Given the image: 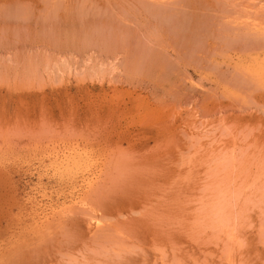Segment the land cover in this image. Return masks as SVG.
Wrapping results in <instances>:
<instances>
[{
  "label": "rangeland",
  "instance_id": "374dc122",
  "mask_svg": "<svg viewBox=\"0 0 264 264\" xmlns=\"http://www.w3.org/2000/svg\"><path fill=\"white\" fill-rule=\"evenodd\" d=\"M0 264H264V0H0Z\"/></svg>",
  "mask_w": 264,
  "mask_h": 264
},
{
  "label": "bare ground",
  "instance_id": "6f19581e",
  "mask_svg": "<svg viewBox=\"0 0 264 264\" xmlns=\"http://www.w3.org/2000/svg\"><path fill=\"white\" fill-rule=\"evenodd\" d=\"M160 10H161V9H160ZM247 12H248V11H247ZM154 14H155V13H154ZM156 15H157V14H156ZM158 16H159V14H158ZM160 16H161V15H160ZM160 16H159V17H160ZM254 19H255V18H254ZM250 20H251V19H250ZM177 22H178V21H177ZM250 23H251V22H250ZM254 23H255V22H254ZM262 24H263V23H262ZM173 25H174V24H173ZM187 29H188V28H187ZM105 34H106V33H105ZM117 44H118V43H117ZM127 44H128V43H127ZM142 49H143V48H142ZM140 50H141V49H140ZM140 57H141V56H140ZM163 61H164V60H163ZM174 63H175V62H174ZM101 165H102V164H101ZM98 176H99V175H98ZM92 179H93V178H92ZM92 179H91V180H92ZM91 180H89V181H91ZM95 180H96V179L94 178V180L91 181V186H92L93 182H95ZM87 182H88V181H87ZM88 183H89V182H88ZM91 186H90V187H91ZM82 193H83V192H82ZM86 193H87V192H86ZM88 194H89V193H88ZM85 195H86V194H85ZM82 196H83V195H82ZM83 198H84V197H83ZM79 201H80V200H79ZM81 202H82V201H81ZM81 202H80V203H81ZM61 205H62V204H61ZM63 205H64V203H63ZM65 205H66V204H65ZM42 206H43V205H42ZM57 206H58V205H57ZM48 207H49V206H48ZM58 207H59V206H58ZM61 207H63V206H61ZM66 207H67V206H66ZM52 209H53V208H52ZM54 209H55V208H54ZM50 211H51V210H50ZM54 212H55V211H54ZM54 212H53V213H54ZM65 213H66V212H65ZM53 217H54V216H53ZM53 217H52V218H53ZM46 219H47V218H46ZM45 222H46V221H45ZM35 226H36V225H35Z\"/></svg>",
  "mask_w": 264,
  "mask_h": 264
}]
</instances>
